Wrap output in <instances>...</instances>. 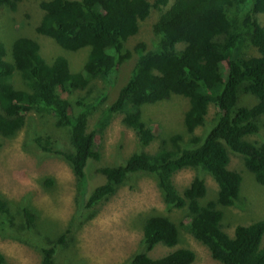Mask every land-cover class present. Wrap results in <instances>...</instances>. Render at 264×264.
I'll return each mask as SVG.
<instances>
[{"label": "trees", "instance_id": "1", "mask_svg": "<svg viewBox=\"0 0 264 264\" xmlns=\"http://www.w3.org/2000/svg\"><path fill=\"white\" fill-rule=\"evenodd\" d=\"M16 1L0 0V6L14 10ZM167 1L41 0L43 15L35 31L63 49L87 48L88 53L82 68L73 72L62 55L46 61L35 39L17 36L11 43V57L0 41V134L13 136L29 111L50 113L56 127L67 129L64 146L49 135H36L31 142L71 167L76 184V223L89 218L84 213L93 216L131 176L147 174L155 179L166 208L183 210L186 221L175 222L161 213L147 216L142 226V249L123 264H191L196 254L189 247H176L159 257L148 254L156 245L176 246L180 229L206 246L211 257L222 264H264L263 218L236 224L231 235L222 223V208L239 199L243 180L242 171L230 168V154L240 157L243 170L264 185V135L260 140L247 138L264 133V26L258 19V14L264 13V0H173L166 5ZM152 8L160 13L152 24L151 45L139 41L133 46L136 61L126 79L116 85L119 66L132 52L125 42L138 32L139 22ZM16 72L25 88L14 85ZM97 78L107 87L91 97L88 87ZM114 85L110 103L99 107ZM76 90H85L74 101L77 110L64 97ZM240 91L252 95L254 102L239 105ZM172 95L188 102L183 114L188 140L174 132L156 149L145 150L159 126L144 118L142 107ZM210 104L216 113L207 124ZM97 110L95 123L87 130L88 116ZM118 114L134 132L139 148L117 164L99 165L96 172L103 180L92 185L88 164L100 159L98 138ZM200 126L204 131L198 134L195 129ZM186 167L213 178L215 198L204 199L193 181L178 189L173 176ZM51 182L46 178L45 184ZM23 214L30 226L34 213L24 208ZM7 215L8 203L0 197V218ZM64 241L65 236L59 235L49 243L41 242L40 264H55L54 255ZM3 262L0 253V264Z\"/></svg>", "mask_w": 264, "mask_h": 264}, {"label": "rangeland", "instance_id": "2", "mask_svg": "<svg viewBox=\"0 0 264 264\" xmlns=\"http://www.w3.org/2000/svg\"><path fill=\"white\" fill-rule=\"evenodd\" d=\"M40 1L17 0L14 10L8 6H0V41L9 53L7 57H11L12 41L23 35L38 42L40 53L46 61L51 62L56 56L62 55L67 58L71 71H79L88 53L87 48L68 51L52 38L35 31V26L43 15ZM172 2L173 0H168L166 5ZM166 5H161V8ZM159 13V9L152 8L149 15L139 22L138 32L126 40L125 46L132 52L119 66L116 85L126 79L136 61L133 46L144 41L150 47L153 39L152 24ZM258 19L264 26V13H259ZM12 80L16 87L25 88L18 72L13 75ZM116 85L109 90L106 101L99 107L110 103ZM106 87L97 78L90 83L88 89L91 90V97H94ZM84 92L85 90H76L65 93L64 97L69 98L73 109L77 110L74 101ZM253 102L252 95L240 91L239 105H251ZM187 107V100L176 95L142 107L144 118H151L159 126L157 136L145 150L156 149L162 139L174 132L182 133L183 140H188L189 134L185 132L183 124V114ZM98 112L97 110L88 116L87 130L92 129ZM215 113V107L210 104L207 124ZM25 117L24 125L13 136L0 134V197L9 206V215L0 218V253L4 256L2 264H40V243H49L59 235H64L65 241L58 245L54 255L55 264H123L132 254L142 249V226L147 216L161 213L175 222L186 221L183 210L166 208L153 177L138 174L131 176L114 195L101 203L93 216L84 213L83 216L89 218L76 223L73 219L76 212V184L71 167L58 155L45 152L31 142L36 135H49L59 141V146H64L68 131L66 128L56 127L50 113L29 111ZM121 117L120 114L112 117L101 136L99 135L97 145L100 159L90 161L87 167L92 185L103 180L101 174L96 172L99 165L117 164L139 148L134 132L121 122ZM203 131V126L195 129L198 134ZM263 135L264 133H257L247 138L260 140ZM229 166L242 171L243 176L239 199L234 205L221 207L224 213L223 227L231 235L236 224L264 219V185L258 184L251 173L243 170L240 157L230 154ZM46 178L52 179L50 185L45 184ZM173 180L179 190L193 181L191 184L199 193H204V199L216 196L217 184L213 178L192 167L176 171ZM24 208L30 209L35 215L30 226L25 224ZM181 246L189 247L195 252L196 257L191 264H222L213 259L207 247L184 229H180V241L176 246L156 245L148 254L159 257Z\"/></svg>", "mask_w": 264, "mask_h": 264}]
</instances>
